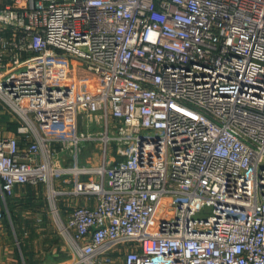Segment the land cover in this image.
I'll list each match as a JSON object with an SVG mask.
<instances>
[{
  "label": "built area",
  "instance_id": "2783aa9c",
  "mask_svg": "<svg viewBox=\"0 0 264 264\" xmlns=\"http://www.w3.org/2000/svg\"><path fill=\"white\" fill-rule=\"evenodd\" d=\"M0 46V221L44 183L65 264H264V0H0Z\"/></svg>",
  "mask_w": 264,
  "mask_h": 264
},
{
  "label": "crops",
  "instance_id": "0c3cea01",
  "mask_svg": "<svg viewBox=\"0 0 264 264\" xmlns=\"http://www.w3.org/2000/svg\"><path fill=\"white\" fill-rule=\"evenodd\" d=\"M13 0H1L2 4ZM2 48L0 46V52ZM3 61L14 54L13 49L1 52ZM19 124L6 112L0 101V125L5 134H14ZM76 202L94 205V198L61 196L58 204L64 218ZM4 218L0 221V264H65L71 257L64 239L58 233L50 213L47 185H18L2 203ZM128 246H117L102 253V264H124Z\"/></svg>",
  "mask_w": 264,
  "mask_h": 264
},
{
  "label": "rangeland",
  "instance_id": "374dc122",
  "mask_svg": "<svg viewBox=\"0 0 264 264\" xmlns=\"http://www.w3.org/2000/svg\"><path fill=\"white\" fill-rule=\"evenodd\" d=\"M6 108V107H5ZM7 109V108H6ZM8 110V109H7ZM12 117H14V115L11 114ZM82 126V125H81ZM54 225V224H53Z\"/></svg>",
  "mask_w": 264,
  "mask_h": 264
}]
</instances>
